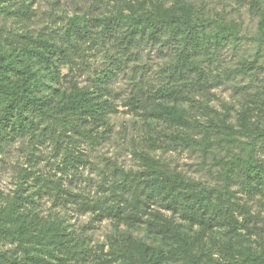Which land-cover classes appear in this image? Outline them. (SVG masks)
Masks as SVG:
<instances>
[{
  "label": "rangeland",
  "instance_id": "rangeland-1",
  "mask_svg": "<svg viewBox=\"0 0 264 264\" xmlns=\"http://www.w3.org/2000/svg\"><path fill=\"white\" fill-rule=\"evenodd\" d=\"M186 1L0 0V47L19 71L15 72L16 83L27 78L37 97L60 102L67 98L72 83L87 84L105 55L125 45L124 41L119 43L132 18L152 15L163 29L168 23L166 17L179 14V5ZM190 2L192 21L203 23L210 40L218 42L213 53L202 57L209 82L193 101L173 102L157 94L167 80L164 67L174 55V41L162 29L157 38L148 37L146 21L145 33L138 35L142 40L110 83L116 93L115 110L106 122L87 119L79 133L67 129L70 137L61 145L44 136L26 135L0 150L1 223L15 227L3 216L18 188L30 194L31 201L17 211L36 214L22 238L11 241L0 237V264H126L127 251L117 247L114 240L122 234L158 249L161 253L155 263L165 264L164 256L174 241L153 222L158 220L155 210L163 216H168L167 211L151 205L137 221L107 216L102 210L101 206L109 202L110 183L119 180L116 166L125 171L142 170L146 165L137 155L141 152L200 182L219 186L231 165L229 158L239 151L235 141L229 140L232 133L243 142L254 143L257 156L264 159V0ZM73 21L86 28L90 38L81 44L82 51L71 50L69 64L55 68L22 51L26 43L23 34L61 42L64 29ZM99 34L103 39H97ZM25 64L31 71L29 77L22 74ZM160 103L175 104L185 118L197 123L194 135L212 143L210 154L198 148L192 151L169 139L173 133L190 130L157 113ZM222 117L233 130L225 127ZM219 136L220 141L213 140ZM229 188L234 200L242 204L235 211L236 227L201 232L198 225L174 217L182 230L192 235L196 246L197 258L186 264H264V196L251 195L238 183ZM47 222L59 225L67 238L76 240L83 257L72 260L52 244L25 239L29 233L41 234ZM131 252L136 254L133 248ZM248 253L258 255L262 263H249Z\"/></svg>",
  "mask_w": 264,
  "mask_h": 264
},
{
  "label": "trees",
  "instance_id": "trees-1",
  "mask_svg": "<svg viewBox=\"0 0 264 264\" xmlns=\"http://www.w3.org/2000/svg\"><path fill=\"white\" fill-rule=\"evenodd\" d=\"M190 1L179 5L182 9L179 14H169L166 17L168 23L163 29L158 26V18L152 15L132 18L131 27L123 32L122 41L119 43L120 45L124 41L125 45L116 47L114 53L105 55L101 65L93 70L87 84L78 86L72 83L67 98L60 102L37 97L32 83L27 78H21L22 80L16 83L15 72L19 71L15 69L12 59L5 58L0 47V150L11 141L26 135L38 138L44 136L61 145L65 137H70L67 129H75L79 133L83 121L87 119L106 122L109 113L115 110L113 99L116 93L110 83L123 69L129 55L133 54L134 46L142 40L138 35L145 33L146 21H149L148 37L157 38L159 30L162 29L174 41V55L164 67L167 80L157 89V94L173 102L193 101L197 93L209 82V72L203 66L202 57L213 53L218 42L215 38L210 40L211 36L206 32L203 23L192 21L189 16L192 6ZM21 37L25 38L26 42L22 45V51L28 53L29 57H35L55 68L69 64L72 61L71 50L82 51L81 44L90 38L86 28L79 26L75 21L66 26L61 42L28 34ZM97 39L103 37L99 34ZM24 67L22 74L25 73L29 77L31 71L28 64ZM155 110L162 117L190 130L184 131L183 134H171L169 139L172 142L176 141L192 151H197L198 148L203 153L210 154L212 143L197 140L194 135L197 133V123L192 124L185 118L175 104L160 103ZM220 121L225 127H230L225 124L223 117ZM230 130L233 128L230 127ZM220 139L219 136L213 140ZM230 139L235 141L239 151L229 158L228 163L231 162V165L226 168L223 183L219 186L200 182L166 161L140 152L137 155L146 166L136 171H125L116 166L119 180L110 183L109 202L106 201L107 204L101 206L102 210L107 216L137 221L142 220L141 215L151 205L167 211L168 216H163L155 210L154 215L158 220L153 222L159 227L158 231L168 233L174 241V245L164 256L165 264H186L188 260L195 261L196 246L192 235L182 230L180 223L174 221V217L187 222L188 225H198L201 232L220 226L233 228L238 223L236 208L242 207V204L234 200L235 195L229 185L238 183L247 193L264 196V159L257 156L256 145L241 141L233 136V133ZM261 143L264 145V139ZM67 154L69 157L74 155L71 152ZM212 160L216 165L214 157ZM201 163H205L204 157ZM30 201V194H25L20 188L15 190L13 201L3 216L7 223L13 222L15 227L2 224L0 219V237L11 241L22 238L29 226L34 224L36 214L29 210L17 211V207ZM25 239L43 245L52 244L72 260L83 257L76 240L67 238L54 222H47V227L41 234L29 233ZM114 240L117 247H125L129 263L132 264H156L155 258L161 253L127 234H122ZM119 240L123 241L121 246ZM132 248L136 254L131 252ZM247 260L249 263H262L258 255L252 253H248Z\"/></svg>",
  "mask_w": 264,
  "mask_h": 264
}]
</instances>
